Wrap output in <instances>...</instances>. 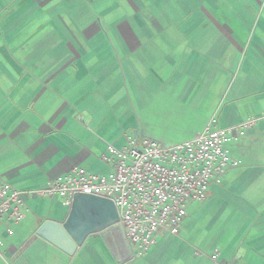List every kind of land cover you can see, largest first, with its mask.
Listing matches in <instances>:
<instances>
[{
	"label": "crops",
	"instance_id": "1",
	"mask_svg": "<svg viewBox=\"0 0 264 264\" xmlns=\"http://www.w3.org/2000/svg\"><path fill=\"white\" fill-rule=\"evenodd\" d=\"M263 110L264 0H0V175L26 205L0 222V264H210L215 249L264 264V217L244 205L264 176V123L231 146L240 166L188 207L179 236L141 258L110 227L68 254L40 231L72 207L31 194L74 166L111 172L103 156L127 136L183 143L214 116L227 127Z\"/></svg>",
	"mask_w": 264,
	"mask_h": 264
},
{
	"label": "built area",
	"instance_id": "2",
	"mask_svg": "<svg viewBox=\"0 0 264 264\" xmlns=\"http://www.w3.org/2000/svg\"><path fill=\"white\" fill-rule=\"evenodd\" d=\"M260 123H264V110L227 127H221L214 116L203 132L175 145L127 136L123 148L107 147L103 159L112 164L111 172L93 173L74 166L31 194L57 198L70 208L79 194L112 201L134 255L141 258L160 234L179 236L188 207L205 201L211 187L222 185L226 174L240 166L231 146ZM25 206L24 194L0 175V222H21ZM220 256L215 249L209 256L210 264H233L222 262Z\"/></svg>",
	"mask_w": 264,
	"mask_h": 264
},
{
	"label": "water",
	"instance_id": "3",
	"mask_svg": "<svg viewBox=\"0 0 264 264\" xmlns=\"http://www.w3.org/2000/svg\"><path fill=\"white\" fill-rule=\"evenodd\" d=\"M118 222L119 213L112 201L79 194L74 199L71 221L65 226L46 222L40 233L71 255L88 233L98 230L97 227L102 229L110 227L111 230L121 233L125 248L131 252L125 228Z\"/></svg>",
	"mask_w": 264,
	"mask_h": 264
},
{
	"label": "rangeland",
	"instance_id": "4",
	"mask_svg": "<svg viewBox=\"0 0 264 264\" xmlns=\"http://www.w3.org/2000/svg\"><path fill=\"white\" fill-rule=\"evenodd\" d=\"M157 132L159 133L160 131L157 129ZM152 139H155L156 141L165 145H175L176 143H180L175 141L177 136H172L171 138L167 137V139H163L162 137ZM249 179L248 193L246 194L247 200L244 205L246 206V210L249 212V214L252 215L251 217H264V176L261 174L258 177H250ZM245 193L243 195H245ZM199 204H201V202Z\"/></svg>",
	"mask_w": 264,
	"mask_h": 264
}]
</instances>
